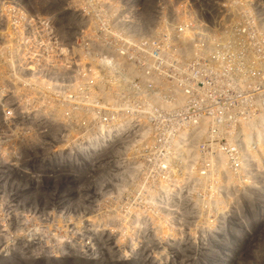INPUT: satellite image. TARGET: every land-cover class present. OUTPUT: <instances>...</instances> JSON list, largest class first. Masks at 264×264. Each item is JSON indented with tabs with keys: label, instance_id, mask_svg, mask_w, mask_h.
Returning a JSON list of instances; mask_svg holds the SVG:
<instances>
[{
	"label": "rangeland",
	"instance_id": "374dc122",
	"mask_svg": "<svg viewBox=\"0 0 264 264\" xmlns=\"http://www.w3.org/2000/svg\"><path fill=\"white\" fill-rule=\"evenodd\" d=\"M250 2L0 0V264H264V143L233 146L246 128L211 112L172 127L152 103L172 104L170 80L123 28ZM191 31L178 68L186 41L216 42Z\"/></svg>",
	"mask_w": 264,
	"mask_h": 264
},
{
	"label": "built area",
	"instance_id": "2783aa9c",
	"mask_svg": "<svg viewBox=\"0 0 264 264\" xmlns=\"http://www.w3.org/2000/svg\"><path fill=\"white\" fill-rule=\"evenodd\" d=\"M259 5V2L251 0L248 9H229L212 24L205 22L202 14L190 13L191 17L188 21L177 24L176 27L174 23H168L166 31L161 34L157 23L154 26L131 24L123 27L130 32H135L133 36L120 30L124 33V38L136 39L140 46V60L146 57L151 58L157 64V76L169 78L171 88L168 95L172 104L160 106L163 104L158 100H152V103L154 108L168 112L172 127L197 126L199 121L201 122L211 112L215 117L210 124L220 132L223 129L248 128L251 132V144L264 143V138L260 139L255 135L254 123L257 122L253 121L254 118H257L258 122L262 117L264 118V9L259 8ZM189 30H192V34L202 30L205 35L214 36L216 43L213 44L201 37L195 41H186L189 48L197 51H193L195 55L190 59L188 68L184 66L178 68L173 61L175 49H178L175 48V40L180 42L183 39L184 41ZM17 41L19 45L26 43L22 35ZM231 47L236 49L234 57L229 51ZM180 55H185V52L179 53L178 57ZM163 56L166 57V62H162ZM232 61L240 63L241 67L237 75L229 77L224 73L227 72ZM222 78L233 79V84L228 85L224 90H218L215 82ZM198 80L203 81L202 98L198 95ZM234 94H237L239 98L232 99ZM184 96L187 97V104L184 103ZM225 101L234 105H222ZM207 106L211 111L207 109ZM190 109L197 110L201 114L199 118L191 119L188 116ZM199 138L203 143L206 135L201 134ZM247 138L248 135L243 130L236 131L231 136V143L233 146H236L237 142L240 145H248ZM174 143L176 144V141ZM238 152L241 160L242 154ZM173 153L180 154L176 150H173Z\"/></svg>",
	"mask_w": 264,
	"mask_h": 264
},
{
	"label": "bare ground",
	"instance_id": "6f19581e",
	"mask_svg": "<svg viewBox=\"0 0 264 264\" xmlns=\"http://www.w3.org/2000/svg\"><path fill=\"white\" fill-rule=\"evenodd\" d=\"M205 38V37H204ZM206 39V38H205ZM213 44H215L216 42H212ZM229 51L231 52V49L229 48ZM234 55H232V57H234ZM241 67V64L240 63H237L236 61H232L230 66L228 67V70L226 73L224 74H227L229 77H234L235 75L238 74V70L239 68ZM233 84V79H230V80H226L225 78H222L221 80H217V85H218V90H224L225 88H227L228 85H231ZM239 96L237 94H234L232 96V99L236 100L238 99ZM222 105H229V106H233L234 104H230L228 103L227 101L223 102ZM211 111V110H210ZM263 118V117H262ZM261 118V121L258 122V119L257 118H254L253 121L254 122H257V123H254L255 124V130H254V133L255 135L258 136V138L262 139L264 138V118L262 119ZM248 135V138H247V141L246 143H251V138H250V135H249V132H247V128H246V131H245ZM237 141V140H235ZM262 143V142H261ZM236 145L238 146H242V145H239V142L236 143ZM244 158L243 154H242V159Z\"/></svg>",
	"mask_w": 264,
	"mask_h": 264
}]
</instances>
